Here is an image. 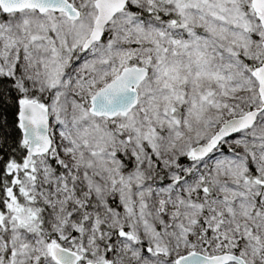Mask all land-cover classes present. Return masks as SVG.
Masks as SVG:
<instances>
[{"label":"snow or ice","instance_id":"obj_1","mask_svg":"<svg viewBox=\"0 0 264 264\" xmlns=\"http://www.w3.org/2000/svg\"><path fill=\"white\" fill-rule=\"evenodd\" d=\"M0 264H264V0H0Z\"/></svg>","mask_w":264,"mask_h":264}]
</instances>
